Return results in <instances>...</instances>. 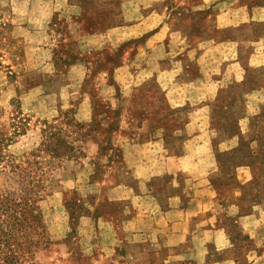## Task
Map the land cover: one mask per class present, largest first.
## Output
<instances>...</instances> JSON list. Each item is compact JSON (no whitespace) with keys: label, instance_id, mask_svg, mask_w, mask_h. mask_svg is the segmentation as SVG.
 <instances>
[{"label":"rangeland","instance_id":"1","mask_svg":"<svg viewBox=\"0 0 264 264\" xmlns=\"http://www.w3.org/2000/svg\"><path fill=\"white\" fill-rule=\"evenodd\" d=\"M181 2L0 0L10 264H264V67L250 45L240 67L192 64L171 108L167 70L203 32Z\"/></svg>","mask_w":264,"mask_h":264},{"label":"crops","instance_id":"2","mask_svg":"<svg viewBox=\"0 0 264 264\" xmlns=\"http://www.w3.org/2000/svg\"><path fill=\"white\" fill-rule=\"evenodd\" d=\"M181 5L185 10L193 14H199L200 24L203 32L194 34L189 40H196L195 50L186 47L181 48L177 55L187 57L189 61L185 65L171 67L168 73H174L172 79L161 87V91L166 103L171 108H180L187 104L189 86H192L189 77L190 65L194 64L200 70L207 62L229 57L227 60L232 66H241L242 47L250 45L252 51L248 56L251 67H264V30L258 31V26L264 27V0H260V5L249 6L247 0H199L198 4L189 5L187 0H181ZM156 18L145 19L141 22H157L156 31L148 39L162 40L166 33H162V26L166 25L163 14H155ZM159 19V20H158ZM150 20V21H149ZM159 25V26H158ZM212 28L215 29L216 36L212 38ZM262 29V28H261ZM168 31V28L167 30ZM216 39V40H215ZM203 42H207L204 44ZM83 106L86 100L83 99ZM69 102L65 101L63 109ZM76 110V114L78 113ZM118 199V198H117ZM126 199V197H123ZM127 199L129 196L127 195ZM115 200V199H114ZM119 200V199H118Z\"/></svg>","mask_w":264,"mask_h":264},{"label":"trees","instance_id":"3","mask_svg":"<svg viewBox=\"0 0 264 264\" xmlns=\"http://www.w3.org/2000/svg\"><path fill=\"white\" fill-rule=\"evenodd\" d=\"M1 67V66H0ZM253 71V70H252ZM255 74L256 73H264V68L260 69V70H254ZM256 88V87H254ZM259 88H263L261 85L259 86ZM44 134L46 131H42ZM57 134H52L48 137L49 138H53L54 136H56ZM55 155H57V153H55ZM10 170L11 172L14 173V168H12V165H10ZM37 196V194H35ZM12 205V206H11ZM18 207H20V203L19 202H10L9 204V200L7 198H0V218L7 216L9 213H12V215L17 214V211H15V209H18ZM41 223V222H40ZM8 225V223H7ZM4 231L0 230V258L2 257L4 260H6L7 258L11 259L9 261H2L1 264H4L6 262V264H10V262L12 260H14L15 256L12 255H8V256H4L3 254H7V253H11V249H14V247L11 248V246H13L14 244L11 243V238H10V233H4ZM13 252V251H12Z\"/></svg>","mask_w":264,"mask_h":264}]
</instances>
